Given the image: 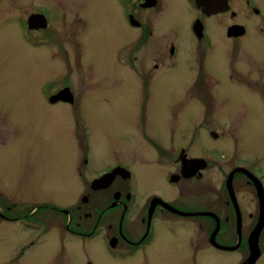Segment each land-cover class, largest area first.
<instances>
[{
    "label": "rangeland",
    "instance_id": "374dc122",
    "mask_svg": "<svg viewBox=\"0 0 264 264\" xmlns=\"http://www.w3.org/2000/svg\"><path fill=\"white\" fill-rule=\"evenodd\" d=\"M10 1L13 0H0L1 188L17 192V195L32 192L38 200L53 198L70 207L79 202L83 183L89 181L87 177L95 176L104 171L106 165L120 160L134 169L140 199L152 193L168 196L174 189L165 182L158 164H165L166 174L175 172L178 165L170 158L171 152L159 155L147 137L150 134L158 136L160 132L164 147H167L183 142L193 129L198 130V147H213L215 155L223 160L221 164H228L229 155L237 154L247 163L259 164L264 169V89L253 81L261 76L264 83V39L255 27L248 29L243 37L246 46L242 45V51L233 46L228 57L222 52L214 54V75L219 82L211 87L215 89V100L203 104L186 100L201 93L209 94L208 86L203 85H194L195 89L188 91L187 87L196 78V68L192 67L194 58L186 55L187 51L182 50L176 59L165 62L163 58L152 57L148 48H142L136 55L140 57L134 60L142 76L140 79L126 69L127 59L137 46L130 44L126 36L113 34L106 21L100 27L97 19L95 22L89 20L87 26L91 36L82 47V58L76 57L78 46L67 36L65 38L70 46V72L75 80L73 93L81 99L72 113L75 104L51 105L42 94L43 87H51L54 91L62 87L64 75L69 72L63 66L64 58L56 50L57 43L54 45L53 41L51 45L49 37L40 32L38 46L23 44L17 26L19 20L15 22L14 17L24 14L17 3ZM79 1L78 7L84 10L87 0ZM256 1L264 17V0ZM88 11L100 9L91 7ZM242 16L247 21L252 18ZM72 18L71 14L74 26ZM253 20L251 23L256 27L257 23L264 27V20ZM54 27L61 31L63 26L56 23ZM60 42L64 44L61 39ZM180 45L183 48L186 43ZM228 59L235 68L227 74ZM152 61L159 64L158 70H151ZM165 64L171 67L162 69ZM145 79L154 81L152 88H141L140 81ZM46 80L49 81L43 83ZM184 102L187 104L182 105ZM142 104L145 117L141 114ZM76 118L86 123L90 138V166L83 170V179L77 172L80 152L74 133ZM211 131L218 134L217 138L211 136ZM216 167L208 171L218 176ZM58 231L55 228L50 245L54 246L59 262L66 263L69 257L72 264H84L86 259L94 264H142L141 254L128 259L109 254L98 242L99 238L83 241L71 238L63 247ZM172 235L168 227L157 225L156 236L148 247L150 264L234 262L231 253L212 250L201 251L198 261L193 262L189 247L185 243H173ZM19 237L16 231L11 234L0 231V264L15 255L14 247Z\"/></svg>",
    "mask_w": 264,
    "mask_h": 264
},
{
    "label": "flooded vegetation",
    "instance_id": "af4514ba",
    "mask_svg": "<svg viewBox=\"0 0 264 264\" xmlns=\"http://www.w3.org/2000/svg\"><path fill=\"white\" fill-rule=\"evenodd\" d=\"M10 2L17 3L24 14L14 17L15 22L19 20L17 26L23 44L38 46L40 32L49 37L51 45L53 41L54 45L57 43L56 50L64 58L63 66L69 72L64 75L62 87L56 91L43 87L42 94L51 105L75 104L72 113L81 99L73 93L75 80L70 72V46L65 38L78 46L76 57L82 58V47L91 36L89 20L97 19L100 27L106 21L113 34L126 36L130 44L137 46L127 59L126 69L140 79L142 76L134 60L140 57L136 55L142 48H148L152 57L163 58L165 62L176 59L182 50L187 51L186 55L194 58L192 67L196 68V78L187 87L188 91L192 92L194 85L209 88V94L187 97V103L208 104L215 100V89L211 88L214 82H219L212 63L215 53L222 52L228 57L233 46L242 51V45L246 46L243 37L253 27L264 39V27L251 23L253 19L264 20L256 0H87L84 10L77 5L79 0ZM91 7L100 11H88ZM244 14L252 18L247 21ZM56 23H62L61 31L54 27ZM180 43L186 45L181 48ZM163 60L160 59L162 63ZM152 63L151 70H158L159 64ZM234 68L228 59L227 74ZM227 77L230 79V75ZM151 80H139L141 88H152L154 81ZM255 80L264 89L261 76ZM63 91L67 96L62 95ZM82 120H74V133L80 152L77 172L83 179V170L90 166L91 147L89 130ZM214 133L211 131V136L217 138L218 134L214 136ZM197 134L198 130L193 129L183 142L167 147L160 132L158 136L147 137L159 155L171 152L170 158L178 165L175 172L166 174L165 164H158L165 182L174 189L168 196L152 193L140 199L134 169L120 160L106 165L104 171L91 178L86 176L89 181L83 183L79 202L70 207L53 198L38 200L32 192L17 195L0 187V231L6 230L7 234L16 231L20 235L14 247L15 255L1 264H72L69 257L66 263L55 258L54 246L50 245L55 228L59 229V242L63 247L71 238L81 241L99 238L98 242L109 254L121 259L141 254L142 264H150L148 247L156 236L158 224L173 231V243H185L189 247L193 262L198 261L201 251L212 250L234 255L232 264H264V169L259 164L247 163L237 154L229 155L228 164H221L223 160L215 155L213 147H198ZM188 163L195 165L189 176L183 171ZM215 167L218 176L208 171ZM103 175L106 176L98 183L97 179ZM184 226L186 230L182 229ZM2 235L6 241L5 234ZM84 264L94 263L86 259Z\"/></svg>",
    "mask_w": 264,
    "mask_h": 264
},
{
    "label": "water",
    "instance_id": "95a60500",
    "mask_svg": "<svg viewBox=\"0 0 264 264\" xmlns=\"http://www.w3.org/2000/svg\"><path fill=\"white\" fill-rule=\"evenodd\" d=\"M240 33H242V32H240ZM66 91H67V90H66ZM66 91H65V92L63 91V92H62V95H63V96H65L64 93L66 94ZM65 98H66V97H65ZM213 135L216 136V133H214ZM188 164H189V165L186 164V165L183 166V171L186 172V175L189 176V175H191V173H192V171H193L195 165L191 166V165H190L191 163H188ZM188 173H189V174H188ZM105 176H106V175H103L102 177H100L99 179H97V182H98V183H101V180H103V178H104ZM108 176H109V175H108ZM171 208H172V207H171ZM172 209H173V208H172Z\"/></svg>",
    "mask_w": 264,
    "mask_h": 264
},
{
    "label": "bare ground",
    "instance_id": "6f19581e",
    "mask_svg": "<svg viewBox=\"0 0 264 264\" xmlns=\"http://www.w3.org/2000/svg\"><path fill=\"white\" fill-rule=\"evenodd\" d=\"M90 153H91V151H90ZM90 155V154H89ZM90 160V159H89Z\"/></svg>",
    "mask_w": 264,
    "mask_h": 264
}]
</instances>
